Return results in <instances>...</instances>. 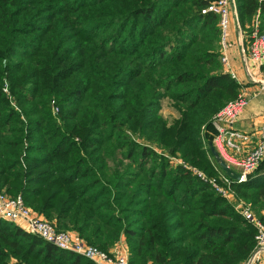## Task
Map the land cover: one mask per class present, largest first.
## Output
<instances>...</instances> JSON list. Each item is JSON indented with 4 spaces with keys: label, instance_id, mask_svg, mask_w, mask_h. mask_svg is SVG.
Listing matches in <instances>:
<instances>
[{
    "label": "trees",
    "instance_id": "1",
    "mask_svg": "<svg viewBox=\"0 0 264 264\" xmlns=\"http://www.w3.org/2000/svg\"><path fill=\"white\" fill-rule=\"evenodd\" d=\"M210 1L0 0V190L128 264L245 261L255 228L184 165L225 174L212 122L239 90ZM235 7L264 35V0ZM263 161L231 184L260 221ZM0 264L93 263L0 220Z\"/></svg>",
    "mask_w": 264,
    "mask_h": 264
},
{
    "label": "built area",
    "instance_id": "2",
    "mask_svg": "<svg viewBox=\"0 0 264 264\" xmlns=\"http://www.w3.org/2000/svg\"><path fill=\"white\" fill-rule=\"evenodd\" d=\"M208 13L218 17L220 62L224 67L223 72L238 85H241L232 70L229 57L226 55L230 23L234 21L238 24L235 0H212L205 9L201 10L202 15ZM258 24V17H255L248 35V46L246 50L244 48L241 50L240 57L245 65L249 82L260 85L258 92H261L264 91V35L260 34ZM249 63L258 66L263 79L256 78L249 68ZM3 91L6 93V88ZM247 102L245 96L238 95L236 100L230 102L214 116L212 122L216 131L214 144L224 160L239 169L241 179L236 181L238 183L246 182L264 160V125L256 136L233 129L234 123L246 107ZM51 104L54 115L58 113V107L54 101ZM192 173L201 181L208 183L216 194L228 201L237 213L253 225L256 230L254 247L249 257L240 264H261L264 253V221L255 219L249 206L241 199H235L236 195L231 186L232 179L226 174L220 173L217 178L211 180L206 179L197 171ZM0 219L16 225L24 232L40 238L59 250L81 256L93 264H128L127 246L122 248V251L106 253L97 247L88 245L78 237L72 236L67 231H60L52 223L38 217L24 204L21 196L11 197L0 192Z\"/></svg>",
    "mask_w": 264,
    "mask_h": 264
},
{
    "label": "rangeland",
    "instance_id": "3",
    "mask_svg": "<svg viewBox=\"0 0 264 264\" xmlns=\"http://www.w3.org/2000/svg\"><path fill=\"white\" fill-rule=\"evenodd\" d=\"M254 20V19H253ZM252 24H253V21H252ZM251 24V26H252ZM250 25L249 26H246L245 29L241 28L240 24H239V21H238V24H236L234 21L233 23H230V28H229V36H228V40H227V45H228V48H227V52H226V55L227 57H229L228 59L230 60V55L231 53L233 54L234 52V56L236 55V57L238 58V63L240 65V69H242L244 75H245V78H246V81L247 83L250 81V79L247 77V73L245 71V65L243 64L242 62V59L240 57V54L241 53V50L244 48L246 50L247 46H248V43H249V38H248V35H249V31H250V28H252ZM219 53H220V44H219ZM220 57H221V53H220V56H219V60H220ZM234 58V57H233ZM234 60V59H233ZM230 65L232 67V70L234 71L235 73V76H237V80L241 83L240 79L238 78V75L236 73V69L234 68L232 62L230 61ZM249 68L250 70L252 71V73L254 74L255 71L256 72H259V68L258 66H256L254 63H249ZM224 67L222 65V63L220 62V71H219V74H225L224 72ZM260 71H261V68H260ZM227 75V74H225ZM261 76V75H260ZM231 78V77H230ZM256 78L258 79L259 77L256 76ZM232 79V78H231ZM233 80V79H232ZM234 81V80H233ZM237 84V83H236ZM238 85V84H237ZM240 86V85H238ZM6 87V86H5ZM7 91V89H6ZM238 95H243L242 92H240V87H239V90H238ZM238 98V96H237ZM236 98V99H237ZM235 99V100H236ZM234 101V100H233ZM230 102L232 101H229L227 102L221 109H223L226 105H228ZM220 109V110H221ZM219 110V111H220ZM59 111V110H58ZM218 111V112H219ZM217 114V113H216ZM215 114V115H216ZM58 113L54 114L53 117H57ZM161 115L167 120V122H172L173 120H175L176 118H178V114L177 112L171 107V103L168 99H163L161 101ZM214 118V117H213ZM235 124V123H234ZM216 136V133L213 135V138H212V146L214 147L215 151L218 152V155L224 160V158L220 155L217 147L215 146L214 144V138ZM160 151V150H159ZM222 153L224 154V151H222ZM225 155V154H224ZM214 157V156H213ZM215 158V157H214ZM225 161V160H224ZM171 162L173 164H183V162L178 158V156H176L175 158H173L171 160ZM226 164L233 170L235 171L236 173L239 174V169L236 168L235 166L229 164L227 161H225ZM262 163V162H261ZM264 163V161H263ZM186 165V167L188 169H190L192 172L193 171H197L199 173H201L206 179H215L217 178L218 176L216 177H209L205 172H203L202 170H199L197 169L196 167H191L190 165L188 164H184ZM253 174V173H252ZM0 192H4L6 193L4 190H0ZM7 194V193H6ZM9 195V194H7ZM236 197L235 199H238V196L237 194L235 193ZM11 196V195H9ZM19 196V195H18ZM13 197V196H11ZM242 200V199H241ZM243 201V200H242ZM233 204V202H231ZM34 214H36L38 217L48 221L49 223H52L53 225L56 226V222L54 220H48L47 218H45L41 213H38L37 211H35L33 208L27 206ZM1 220V219H0ZM12 224V223H11ZM14 225V224H13ZM16 226V225H15ZM67 232H69L72 236H75V237H78L79 236L77 235L76 232H73V231H70V230H66ZM80 239V238H79ZM124 238L120 239V241L109 251L110 252H116V251H122L121 249L126 247V243L125 241H123ZM82 240V239H81ZM84 241V240H82ZM85 242V241H84Z\"/></svg>",
    "mask_w": 264,
    "mask_h": 264
},
{
    "label": "crops",
    "instance_id": "4",
    "mask_svg": "<svg viewBox=\"0 0 264 264\" xmlns=\"http://www.w3.org/2000/svg\"><path fill=\"white\" fill-rule=\"evenodd\" d=\"M233 54L231 53L230 55V61L236 69L238 78L241 81V85L239 86L240 92H242L243 96H245L248 101L246 107L233 125V129L256 136L257 132L264 125V91L258 92L260 91V85L258 84L247 83L245 75L242 69H240L238 58ZM254 74L259 77L258 79H263L259 72L255 71ZM230 154H232V152H230ZM261 264H264V253L262 255Z\"/></svg>",
    "mask_w": 264,
    "mask_h": 264
},
{
    "label": "water",
    "instance_id": "5",
    "mask_svg": "<svg viewBox=\"0 0 264 264\" xmlns=\"http://www.w3.org/2000/svg\"><path fill=\"white\" fill-rule=\"evenodd\" d=\"M210 152L215 157L217 163L219 164L223 173H225L228 177H230L234 181H239L241 176L233 171L226 162L218 155V152L215 151L214 147L210 145Z\"/></svg>",
    "mask_w": 264,
    "mask_h": 264
}]
</instances>
